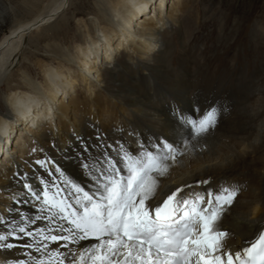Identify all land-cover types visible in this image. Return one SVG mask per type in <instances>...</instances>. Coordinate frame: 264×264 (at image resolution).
<instances>
[{"label":"bare ground","instance_id":"6f19581e","mask_svg":"<svg viewBox=\"0 0 264 264\" xmlns=\"http://www.w3.org/2000/svg\"><path fill=\"white\" fill-rule=\"evenodd\" d=\"M153 1L156 0H98L94 17L89 24L84 22L85 33L80 30L76 46L72 50L56 47L59 57L49 55L36 62L42 80H32L27 65L23 66L26 71H22L21 80H8L6 73L15 66L27 33L62 18L72 6L70 0H59L0 39V235H7L13 226L22 223L17 212L29 217L38 214L33 206L21 205L13 211L15 201L25 196L16 179L17 172L28 173L26 182L37 188L41 187L39 177L57 182L64 179L58 174L50 177L35 164L36 160L47 157L55 161L65 169L69 180L89 191L93 189L89 172L81 168L77 159L82 143L77 138L84 137L92 146L89 163L100 170L105 161L103 145L97 147V133L113 149L122 146L135 156L154 150L157 138L161 144L167 140L184 151L167 173L158 177L156 200L166 198L182 185H189L182 198L206 200H214L223 187H238L233 203L219 206L220 216L215 222L216 230L228 233L221 238L225 259L228 252L233 256L242 252L264 231V84L255 80H195V75L176 79L170 69L172 38L179 35L182 53L175 58L180 62L181 56L195 50L194 31L186 25L187 17L172 11L174 6H184L183 0L179 5L174 2L173 7L169 5L171 0H159L158 6ZM149 4L155 5L158 17L151 16ZM84 13L85 10H75V16ZM75 16L61 20L58 29L65 41ZM46 33L42 31L44 36ZM50 58L70 65L68 74L47 62ZM74 63L77 71L73 70ZM180 67L183 72L187 65ZM189 70L185 72L188 76ZM77 85L96 96L81 97ZM210 105L219 107L221 119L214 133L206 138L195 137L184 120L177 119L182 114L191 120L194 111L202 118ZM87 107H91L88 113ZM93 108L96 114L91 117ZM33 146L35 152H31ZM203 178L210 179L211 184L194 185ZM28 227L35 231L46 228L47 222L38 221ZM28 241V237L13 239L10 242L17 248L0 249V264L28 259L23 247ZM93 243L90 240L70 247L79 253ZM56 247L52 244L49 248L51 264L61 259L55 255ZM59 250L67 251L63 246ZM32 255H39L34 248Z\"/></svg>","mask_w":264,"mask_h":264},{"label":"snow or ice","instance_id":"6c2138e0","mask_svg":"<svg viewBox=\"0 0 264 264\" xmlns=\"http://www.w3.org/2000/svg\"><path fill=\"white\" fill-rule=\"evenodd\" d=\"M215 103V102H214ZM198 111V110H197ZM191 120L182 114L195 137L212 135L221 119L219 107L210 105L202 118L193 112ZM81 154L77 157L83 170L89 172L93 189L69 180L65 169L45 157L35 164L51 177L58 174L62 182L39 177L40 188L28 183V173H16L25 196L15 201L17 211L21 205L33 206L37 215L29 217L17 212L22 223L13 226L7 235H0V249L18 247L10 242L30 238L23 247L28 259H16L14 264H51L50 245L55 244L57 264H264V231L242 252H222V237L227 232L216 230L220 216L219 206L231 205L240 189L223 187L214 200L182 198L189 185L171 191L162 200H156L158 177L167 173L170 165L185 153L165 140L145 150L140 156L132 155L122 146L115 149L97 133V147L103 145L105 165L100 170L89 163L92 146L84 137H78ZM185 144V148H187ZM135 151V150H133ZM194 185H210L207 178ZM46 221V228L31 230L28 225ZM94 240L82 252L72 251L81 242ZM63 246L67 251L61 252ZM72 246V247H70ZM39 255L34 257L32 250ZM245 256L246 258H241ZM45 257H49L48 260Z\"/></svg>","mask_w":264,"mask_h":264},{"label":"rangeland","instance_id":"374dc122","mask_svg":"<svg viewBox=\"0 0 264 264\" xmlns=\"http://www.w3.org/2000/svg\"><path fill=\"white\" fill-rule=\"evenodd\" d=\"M58 1L0 0V39L17 24L29 20L41 12L48 11ZM97 1L70 0L72 6L62 14V18L44 28L28 32L22 42L21 50L14 63L15 66L10 67V70L8 69L6 73L7 79L21 80L22 71L25 70L23 66L27 65L31 68L32 80H42V73L36 62L39 59L49 58V55L59 57L57 54L59 47L72 50V47L77 44L80 30L82 34L85 33L84 22L86 21L85 23L89 24L94 17L93 9L96 8ZM179 1L171 0L169 5L173 7L174 2L179 5ZM183 1L185 2L183 7L177 8L174 6L172 11L175 14L187 17L185 19L186 25L194 31L193 41H191L195 50L189 56L187 54L181 56L182 58L178 62L179 58L175 57H179L182 53L179 46L180 39L179 35L173 36V40H171L174 54L173 60L170 62V69L175 75L174 77L179 79L184 76L186 79H191L195 75V80H218L221 83H226L228 80H255L257 83L264 84V0ZM154 2L156 6L160 3L159 0ZM148 8L151 16H159H157V10L154 9L155 5L149 4ZM76 9H79V11L85 10L84 15L75 16ZM66 16L71 18L75 16L76 18L71 25V33L65 41L63 34H61L63 32H59L58 28L61 26V20ZM42 31L48 34L46 33L47 35L44 36ZM56 47L58 48L56 49ZM131 54L136 55L135 53ZM75 55L74 51V57ZM47 62L66 74H68L71 67L58 59L50 58ZM74 64L73 70L77 71L78 66L76 63ZM182 64L187 65L186 69L188 70L191 68L190 76L186 75V69L182 72L180 67ZM192 69L196 70V72H193ZM78 86L76 89H78L81 97L94 98L96 96L94 94H91V96L84 90H80ZM87 110L86 112L88 113L91 107L90 109L87 107ZM95 114L96 109L93 108L89 115L94 117ZM116 116L118 115L115 112L113 117L116 118ZM71 120L68 119V121ZM35 151L36 146H33L31 152Z\"/></svg>","mask_w":264,"mask_h":264}]
</instances>
